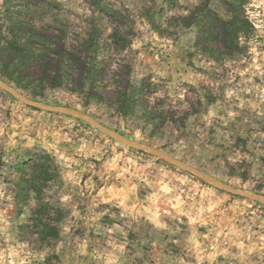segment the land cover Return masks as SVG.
Returning <instances> with one entry per match:
<instances>
[{"label":"rangeland","instance_id":"obj_1","mask_svg":"<svg viewBox=\"0 0 264 264\" xmlns=\"http://www.w3.org/2000/svg\"><path fill=\"white\" fill-rule=\"evenodd\" d=\"M23 1L47 53L96 40L109 85L1 65L0 264H264V0Z\"/></svg>","mask_w":264,"mask_h":264},{"label":"trees","instance_id":"obj_2","mask_svg":"<svg viewBox=\"0 0 264 264\" xmlns=\"http://www.w3.org/2000/svg\"><path fill=\"white\" fill-rule=\"evenodd\" d=\"M17 1L19 4L18 2L12 4V1L5 2V14L3 16L1 14L4 12L0 10V67L1 65L5 66V74L23 85L30 77L24 74L27 63L31 60L46 59L44 64L39 62L43 66L44 75H46L50 68V61L55 58L57 62L55 70L52 71L50 85H46V77L38 80L35 78L32 87L34 92L42 93L48 86L65 84V86H69L70 90L81 94L83 97L93 99L99 96L98 89L109 85L107 82H104L103 85L100 78L106 70L98 55L101 51V45L90 37L86 41L85 53L82 56L74 52L67 55L64 49L55 56L47 53L56 50L55 40L46 38L42 33L33 35L38 24L34 17L33 7H27L23 0ZM94 1L100 5L101 0ZM232 5L236 8L240 6L237 3ZM28 16H31V21H29ZM4 59L8 60V63L4 62ZM112 80L116 83L119 82L115 77H112ZM39 83L43 84L42 87H39ZM127 83L130 84L129 81ZM123 86V90L115 91L116 96L112 101L117 110L119 111L118 105L121 112L128 111L137 105L138 108H142L145 114L149 115L152 110L147 109V105L139 100L140 88L133 85L128 87L126 83Z\"/></svg>","mask_w":264,"mask_h":264}]
</instances>
